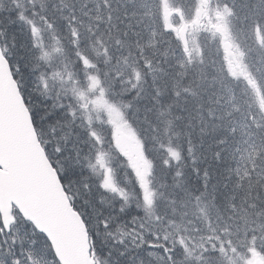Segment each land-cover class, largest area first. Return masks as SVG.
Returning <instances> with one entry per match:
<instances>
[{"label":"snow or ice","instance_id":"6c2138e0","mask_svg":"<svg viewBox=\"0 0 264 264\" xmlns=\"http://www.w3.org/2000/svg\"><path fill=\"white\" fill-rule=\"evenodd\" d=\"M0 264H264V0H0Z\"/></svg>","mask_w":264,"mask_h":264}]
</instances>
